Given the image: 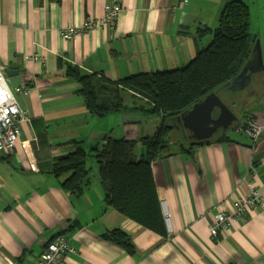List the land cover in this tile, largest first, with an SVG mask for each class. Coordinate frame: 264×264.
<instances>
[{"label": "crops", "instance_id": "obj_1", "mask_svg": "<svg viewBox=\"0 0 264 264\" xmlns=\"http://www.w3.org/2000/svg\"><path fill=\"white\" fill-rule=\"evenodd\" d=\"M109 1L0 0V68L10 88L31 87L27 95L16 94L29 121L21 125L17 146L0 153V264H36L58 234L73 248L62 264H264V207L248 211L216 236L209 232L212 216L229 210L236 197L252 188L264 197V131L255 139L233 131L234 122L247 116L264 120V0H244L263 67L250 73L243 87L217 88L235 115L239 107L246 115L236 116L227 141H203L190 151L172 143L168 146L177 149L151 164L171 231L162 223L159 234L120 214L107 203L98 175L75 196L52 174L53 157L80 141L96 143L106 135L137 139L152 135L161 123V117L152 120L134 111L92 115L78 83L66 76L67 65L112 81L183 66L211 41V31L200 38L198 32L216 27L228 0H121L113 28L61 35L63 28L101 17ZM32 53L41 60L24 58ZM219 130L227 129L209 140ZM183 136L189 138L188 132ZM252 165L256 174L249 177ZM113 229L129 234L134 251L104 237Z\"/></svg>", "mask_w": 264, "mask_h": 264}, {"label": "trees", "instance_id": "obj_2", "mask_svg": "<svg viewBox=\"0 0 264 264\" xmlns=\"http://www.w3.org/2000/svg\"><path fill=\"white\" fill-rule=\"evenodd\" d=\"M210 31L211 41L180 67L139 72L112 81L102 74H84L76 66H66V76L78 83L77 91L92 115L101 118L111 112L134 111L160 116L161 123L152 135L137 139L106 135L100 142L80 141L70 151L55 155L51 172L62 177L63 190L75 196L83 192L91 182L90 167L86 165L91 159L97 164L107 203L127 218L162 234V223L164 228L165 224L151 164L172 143L180 144L184 151L201 143L185 138L174 119L208 93L222 89L244 66L256 39L250 30L249 5L244 0L226 1L216 27L199 30V38ZM125 91L137 101L126 105L122 96ZM176 130L181 134L173 135ZM226 131L219 130L216 139L204 143L227 141ZM104 237L128 252L134 251L124 230L113 229Z\"/></svg>", "mask_w": 264, "mask_h": 264}, {"label": "built area", "instance_id": "obj_3", "mask_svg": "<svg viewBox=\"0 0 264 264\" xmlns=\"http://www.w3.org/2000/svg\"><path fill=\"white\" fill-rule=\"evenodd\" d=\"M182 3L187 0H180ZM121 11V0H110L103 6V14L97 19L86 18L80 26L66 27L61 30V35L71 37L74 34L93 30L98 26H108L113 28ZM27 60H41L37 53L25 54ZM31 87L21 84L10 88L6 82L3 70L0 68V153L12 151L19 142L21 125L29 121V112L21 107L16 98V94L27 95ZM235 133L244 132L253 139L257 138L264 131V120L258 121L253 116L238 120L233 124ZM249 174H256L255 166H250ZM162 215L166 228L171 231V221L166 207L165 200L160 201ZM264 207V197L258 189L252 188L248 193L236 197L231 202L229 210H220L212 216L209 232L216 236L221 230L229 228L238 222L248 211L257 210ZM73 251L67 239L62 234H58L47 242L41 252L36 264H62V259L66 253Z\"/></svg>", "mask_w": 264, "mask_h": 264}, {"label": "water", "instance_id": "obj_4", "mask_svg": "<svg viewBox=\"0 0 264 264\" xmlns=\"http://www.w3.org/2000/svg\"><path fill=\"white\" fill-rule=\"evenodd\" d=\"M263 67L262 52L259 39H255L251 53L240 72L228 80L223 86H244L250 73ZM7 71V75H8ZM217 89L208 93L203 99L194 103L186 112L174 119V125L194 141L211 139L218 129H228L236 120V115L229 109L217 94Z\"/></svg>", "mask_w": 264, "mask_h": 264}, {"label": "rangeland", "instance_id": "obj_5", "mask_svg": "<svg viewBox=\"0 0 264 264\" xmlns=\"http://www.w3.org/2000/svg\"><path fill=\"white\" fill-rule=\"evenodd\" d=\"M261 33L264 36V29L263 28L261 29ZM123 95L125 96V98L130 103H132L133 101H137V99H133L132 96L129 93L124 92ZM242 109H243V107H239V108H237V110H235L236 111V116L238 118H241L246 113L245 110L243 111ZM246 109H248V108L246 107ZM150 116H151L150 119H152V118H155L156 119V118H159L160 117V116H157V115H150ZM152 120H154V119H152ZM151 122H153V121H151ZM227 131L230 132L231 130L228 128ZM173 132L174 133H172V134L175 135V136H178L179 134H181V133H178V130L173 131ZM176 149H177V146L176 145H172V146H168L165 151L167 153V152L175 151ZM86 165H87V167H90V176L91 177H93L95 175H98V173H97V166H96V164H95V162L93 160H91V159L88 160Z\"/></svg>", "mask_w": 264, "mask_h": 264}]
</instances>
